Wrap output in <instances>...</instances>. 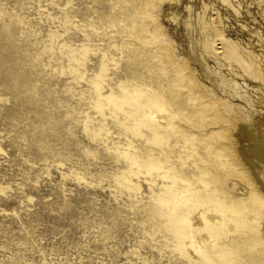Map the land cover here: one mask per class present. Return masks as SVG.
Listing matches in <instances>:
<instances>
[{
    "label": "bare ground",
    "instance_id": "obj_1",
    "mask_svg": "<svg viewBox=\"0 0 264 264\" xmlns=\"http://www.w3.org/2000/svg\"><path fill=\"white\" fill-rule=\"evenodd\" d=\"M212 1L187 0L182 10V0H86L92 6L77 14L88 29L75 26L89 33L62 41L69 63L61 73L89 82L98 116L83 112L84 131L109 140L107 152L124 161L120 193H143L147 183L180 258L264 264V49L227 35L217 7L252 17V1ZM253 2L264 14V0ZM240 26L263 45L262 29ZM8 187L0 183V193Z\"/></svg>",
    "mask_w": 264,
    "mask_h": 264
},
{
    "label": "rangeland",
    "instance_id": "obj_2",
    "mask_svg": "<svg viewBox=\"0 0 264 264\" xmlns=\"http://www.w3.org/2000/svg\"><path fill=\"white\" fill-rule=\"evenodd\" d=\"M85 1L0 0V183L9 185L0 193V264H189L169 244L147 183L141 179L143 193H120L115 173L124 161L107 152L109 140L84 131V113L98 116L88 102L89 82L61 73L69 63L62 41L89 33L75 26L87 25L77 14L92 6ZM247 1L255 19L245 9L237 15L217 7L226 34L258 53L264 42L240 24L262 29L263 39L264 14ZM182 32L178 25L177 37L185 39ZM81 89L85 98L76 94Z\"/></svg>",
    "mask_w": 264,
    "mask_h": 264
}]
</instances>
